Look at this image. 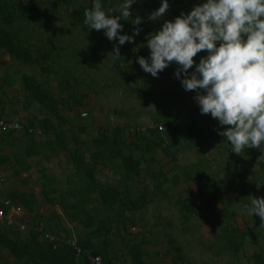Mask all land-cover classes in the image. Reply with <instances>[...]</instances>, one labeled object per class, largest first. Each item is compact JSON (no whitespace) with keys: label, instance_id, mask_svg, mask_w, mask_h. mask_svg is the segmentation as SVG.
<instances>
[{"label":"trees","instance_id":"obj_1","mask_svg":"<svg viewBox=\"0 0 264 264\" xmlns=\"http://www.w3.org/2000/svg\"><path fill=\"white\" fill-rule=\"evenodd\" d=\"M39 1L43 2V0H0V52H6L24 64L34 65L38 61H41L44 63L40 67L41 72L46 73L47 77L50 74L54 75L59 89L67 93L66 98L72 99L70 107L82 106V100L88 96L87 93H76L74 90L69 91L67 89L72 87L71 82L78 85L82 81L75 74V68L76 65H83V60H87L88 49H85L81 53L82 58H76L73 50L70 53H62L60 56L58 54L53 55L52 52L65 42L64 30L60 29V25L59 33L56 32L57 20L61 24L63 23L66 29L78 28L80 26L83 30L82 38L87 42L84 45L88 48L89 45L87 44L92 41L88 35L90 26L84 23V12L85 9L91 8V3H87L85 0H51L60 6L66 7L74 3L76 4V8L70 11L69 17L71 18H67L61 14L51 16L46 13L42 7L44 6L43 8L47 10L49 6L45 2L41 5ZM148 1L149 3L147 4L150 7L156 9L160 7L161 0ZM191 1L168 0V10L175 17L180 16L181 12L186 14L188 8H191ZM102 4L106 10L114 8L113 0H102ZM72 17H74L75 23ZM127 26L129 29L139 27L142 34H149L153 31L145 23L134 26L128 24ZM40 29H45L49 35L43 38L41 36L42 33L39 31ZM29 30L40 33L38 35L40 37L37 40L42 43L41 47H37L38 44L31 42L32 35ZM51 38L54 39V42ZM69 42L72 41L68 39L64 47H68ZM109 42L115 47L119 46L117 40ZM141 43L146 45V37L144 35H142ZM122 46L124 49L126 47L130 49V55L133 58V62L127 63L120 69L123 72L122 74L125 72L128 73L129 69L136 67L135 62L137 61V57H144L146 59L149 57L148 52L141 47L132 48L128 42ZM61 48L63 49L62 46ZM123 48L119 49L122 57L119 61L122 64L128 60L123 55ZM90 49L92 50V47ZM34 51L36 54H34ZM93 56L95 57L94 53L92 58ZM60 57L65 58L71 65L59 64L58 58ZM72 57L75 62L72 61ZM49 60L51 64L47 63ZM56 66L63 67V71L56 70ZM81 68L86 72L85 67L81 66ZM60 73L63 75H60ZM162 73L167 75L169 70L166 68ZM145 74L149 73L145 72ZM129 77L133 79V75ZM175 79L176 85L184 90L180 79ZM116 83L114 81V84ZM22 85L28 101H35L38 104L50 103L52 105L58 102L53 97L50 88H45L43 82L36 79L33 75L24 74L22 76ZM93 90L94 92L97 91L96 89ZM185 92L196 93L195 91ZM201 94L203 93L201 92ZM150 98L154 100L153 93H151ZM165 113L167 115H164ZM165 113L163 114L160 111L158 116L156 115L154 118L149 119L148 122L150 123H130V127H133V129L130 128L133 130L131 135L128 134L130 130L127 127L129 126L125 123L123 125H114L112 128H102L98 132V135L90 140V144L94 146V150L90 153L89 159L87 160L83 158L76 147L78 142H76V135L73 129L71 127L66 129L63 126L67 122L63 116H58L56 113L58 116L56 122L53 121L52 117L44 116L40 119L36 118L29 120L28 123H23L22 132L24 133V137H22V141L24 143V157L37 156L44 160H49L51 156L58 155L59 153L64 152L67 155L68 162L73 166L71 172L69 170L65 174L66 184L68 186L67 190L59 191L57 189V183L59 181L56 182L57 180L54 176H48L45 173V167L42 166L41 177L44 179L41 181V185L43 186L41 192L46 202L52 205L55 203L60 205L63 209V214L69 219L71 224L77 223L82 229L88 230L86 231L88 233H85L83 235L84 237L80 236L81 233L74 236L70 235V229L60 227V222L57 219L58 213L53 210L50 215L55 219L52 218L49 221L47 218L42 217L43 219L41 218L36 224L31 225L25 233L9 229V226L8 228L0 229L4 230V233L0 234V244L8 249L15 257L13 263H9L5 259H0V264H80L76 259L75 246L80 247L82 250L88 249L92 254L101 255L102 264H108L112 261L117 264H124L122 262L119 263L118 260H111L108 256L107 249L110 244L108 238L112 233L119 236L122 242H126V249L129 255L128 264H144L142 257L147 250L143 249L142 246L148 239H142L139 243H130L127 241L130 234L128 233V224L131 220L128 216L129 212L123 210L122 206L128 204L134 210H141L149 200H154L155 203H159V201L170 203L172 195L166 188L169 186L176 187L181 181H192L195 189L187 188L183 193H180L181 195L177 196V199L174 197L172 201L175 205L174 207L181 213L182 219H188L190 212H192L205 218L211 226L218 229L219 233L215 236V245L219 253L223 250L229 252L230 256L235 258L237 252L243 248L248 238L250 241L255 242V232L251 231L248 227L250 222L248 223V220H246L244 221V225L241 226L235 224V210L231 209L224 202L220 194V189L216 187L217 183L220 184L225 179L230 181L231 176H229L230 170L223 171V167H221L223 164L219 165V160H216L218 154L215 151L211 152L210 160H215L217 165L215 164V167H211V164H209L207 171L196 163L191 167L188 165L179 167L177 165L176 156L180 149L177 147L179 141L186 143L189 149H197L199 153L205 150L203 146L207 144L208 140L221 142L220 146L224 150H229L232 155H237L231 151V144L225 137L209 128L210 125L216 124L218 120L196 124L194 121L187 122L185 118L182 119L180 115L183 116V114H180V111L175 110L173 112L171 109H168ZM158 125H161L162 128L159 129ZM28 127H39L43 135H48V138L45 140H35L33 134L27 132ZM77 129L78 133H84L86 131L85 127L80 125ZM219 129L221 131L225 130L221 126ZM12 138H14L13 131H7L6 134H1L2 140H12ZM128 139L129 141H127ZM124 147L127 149L125 150ZM171 147H173L172 153H170ZM158 151L164 152L165 156H170V159L173 160V166L175 167L176 165L178 167V173L169 174L163 170L159 172L153 171L151 173L152 175H149L154 183L153 187L147 185L142 189V193L137 192L135 195L129 184L141 182L140 171L143 169L144 161L147 165L146 167H148L149 163L156 162V154ZM249 151H252L255 156L256 154H264L260 150L257 151L256 148H247L244 153ZM133 152H138V155L135 156ZM5 159L1 158L0 164ZM21 162L22 159L20 160ZM20 163L19 165H21ZM22 164V170L30 168L29 163L22 162ZM257 164L258 168L264 171V160L260 159ZM233 166L236 167V163ZM97 170L106 173L107 177L103 182L97 179ZM219 172H222V176L217 179L216 173ZM211 176L216 177L215 184L210 181L209 177ZM236 178L231 183H233V187L239 188L236 197L240 207L250 204V195L253 198H264V190L258 189L256 182L248 180L244 174L238 175ZM91 194L95 195L91 197ZM7 197L22 204L24 212L26 213L24 218L35 208L33 205L36 204V197L33 193L12 192ZM70 199L73 200V205L70 203ZM196 202L198 205L199 203H202V205L193 207ZM89 203L91 206L87 208L86 205ZM218 203L223 204V207L215 210L214 208ZM202 206L210 211V214L203 213ZM162 219L161 224H165V227L167 225L170 227L173 226L174 223L172 221ZM253 221L256 224L258 219L256 218ZM49 222L53 223L50 224ZM155 222L159 223V219L155 220ZM260 228H262V225L257 226L256 234L260 231ZM44 233L53 234L62 241L71 240L73 244L65 242L59 245L62 242L54 241V243L56 242V247H53L52 243L47 240L45 241ZM98 236H102V238L95 240ZM172 239L170 238L168 240L169 244L173 243ZM259 249L251 253L254 264H264L262 258L264 245L260 246ZM181 250V247L178 249L175 248V252L177 251L176 255H180L178 252ZM80 255L83 254L81 253Z\"/></svg>","mask_w":264,"mask_h":264},{"label":"rangeland","instance_id":"obj_2","mask_svg":"<svg viewBox=\"0 0 264 264\" xmlns=\"http://www.w3.org/2000/svg\"><path fill=\"white\" fill-rule=\"evenodd\" d=\"M85 1H87V3H91V0ZM113 1L114 8L123 3V0ZM186 1L189 2L191 0ZM39 2L41 5H43L45 2V4L49 6L47 10L43 8L44 6L41 7L43 11H46V13L50 14L51 16H54L55 14H61L64 17L71 18L69 17L70 11H73L76 8L75 3L66 7L60 6L51 0H43V2ZM204 2H206V0H192L190 7L193 9V7ZM147 3H149L148 0H137V2L131 6L130 11L132 15L130 19L128 21L123 19L119 21V23L123 25V31L121 35H133V29H129L127 25L129 24L130 26H134L131 23V20L135 19L136 16L142 18L141 23H145L151 27L153 30L151 33L159 31L165 20L174 21L176 18L172 12L167 10L166 14L162 18L158 19L157 21H149L147 17L153 11H155L156 8L150 7ZM191 8H188L187 13L192 10ZM111 15L115 16L119 15V13L113 12ZM72 19L75 23L74 17H72ZM59 25L60 29L64 30L65 42L61 44L63 49L60 46L53 50V55L58 54L60 56L62 53H70L73 50L76 58H82L81 53L85 49H88L87 60H83V65L85 66L76 65L75 68V74L79 76L82 81L78 85H75L73 82H71L72 87L67 89L69 91L74 90L76 93H87L88 96L82 100V106L70 107L72 99L70 100L66 98L67 93L62 92L59 89L54 75L50 74L49 77H47L46 73L41 72L40 67L44 63L38 61L34 65H31L32 67L24 66V68H26L28 71H31L36 79L42 81L45 88H50L53 93V97L57 99L58 102L54 105L50 103L38 104L37 102H33V106L30 108L31 110L36 111L40 117H52L54 122L57 121L59 115L63 116L67 120L63 126L66 127V129H69L70 127L73 129V132L76 135V142H78L76 147L84 159H89L90 153L94 150V146L90 144V140L93 137H96L98 132L105 127L112 128L114 125H123V123H125L128 124L129 127L127 128L130 130L128 134L131 135V133H133V127H130V123H150L148 122L150 118H154L156 115L158 116L160 111H162L164 114L166 111H168V109H171L173 112H175V110L180 111V114L182 113L183 116L180 114L179 115L182 119L185 118L187 122L194 121L196 124H198L201 122L204 123L207 121L216 120L212 118L211 115L200 113L199 105L194 99L197 93L185 92L176 85V76L174 73L178 66L175 63L170 64L169 67H167L169 70L167 75H164L162 72H159L157 77H153L151 74H145L137 61L135 62V68H131L129 69L128 73L125 72L122 74L123 72H121L120 69H122L127 63L133 62L129 48L126 47L124 49L121 45L117 46L119 49L123 48V55L128 58V60L122 64L121 61L116 60V58L112 55L114 46L109 42L106 35L104 34V31L90 29L88 35L92 42L87 44L89 45L87 48V46L84 45V43L87 42L82 38L83 30L80 26H78V28L66 29L65 25L63 23L61 24V22L57 20V33H59ZM39 31L42 33L41 36L43 38H46V36L49 35L45 29H40ZM29 32H31L32 35L31 42L38 44L37 47H41L42 43L37 40L38 37H40L38 36L40 33L33 30H29ZM142 35L147 37L148 34H142L140 32L138 35L134 36L133 42L129 43V45H131L132 48L141 47L143 50L147 51L148 54H150V50L147 48V46L141 43ZM68 39L72 42H69L68 47H64ZM51 40L54 42V39L51 38ZM91 47L92 50L90 49ZM93 53L95 57L93 56L92 58ZM34 54H36L35 51ZM1 55L2 53H0V58ZM6 55L7 53L5 52V56ZM206 55L207 53L202 51L194 57V60L198 64L200 58ZM71 59L73 62H75L73 57ZM9 60L10 58L5 57L6 62ZM47 63L51 64V61L49 60ZM58 63L61 65H71L70 62H67L65 58L62 57L58 58ZM81 66L86 68V72L81 68ZM7 69L6 71H8ZM55 69L60 72L63 71V67L56 66ZM192 71H194V68L189 69V72ZM60 75L63 74L60 73ZM131 75H133V79L129 77ZM114 81L117 83L114 84ZM17 84L18 81L16 80L14 85L11 86L14 87L12 93L20 94V91L22 90V95L24 97L23 88L21 86L18 87ZM11 87H9L8 90H10ZM93 89H96L97 91L94 92ZM151 93L154 95V100L150 98ZM83 111L86 112V114L82 116L81 113ZM164 115H167V113ZM21 123L23 124V122ZM79 125L85 127L86 131L84 133H78L77 128ZM127 141H129V139ZM179 142L177 147L180 149L176 156L177 165L179 167L184 165L191 167L196 163L207 171L209 164H211V167H215L217 165L215 160H210L211 152L215 151V153L218 154L216 160H219V165L223 164V166H221L223 167V171L230 170L229 176H231V178L230 181L225 179L220 184L217 183L216 187L220 189V194L224 202L229 207H231V209L235 210V224L241 226L244 225V221L246 220H248V223L250 222L248 227L251 231L255 232V242L250 241L248 238L243 248L240 249L237 252L236 257L233 258L230 256L229 252L223 250L220 253L218 252L219 250L215 245V236L219 232L216 227L210 225L208 220L192 212H190L188 219H182L181 213L177 211L172 201L174 200V197L177 199V196L181 195L180 193H183L185 190H187V188L195 189L192 188L194 187V183L192 181H182V183L179 182L178 186L176 187L169 186L166 188L172 195L171 202L167 203L166 201H161L158 206H154L155 203L147 206L145 210L147 212H143L138 215L141 217V220H139L137 222L138 224L134 226V229L132 230V232L134 231V235L128 236L127 241L130 243H139L142 239H148L147 242H144L142 247L149 252L145 255V259L147 262L150 261L151 264H254L251 253L260 250L259 247L264 245V225H262V228H260V231L256 234L257 226L259 227L261 225L260 218L255 214H253L252 217L249 216L247 212L243 210L244 207H240L236 197L239 188H236L235 186L233 187V183H231V181L233 179H237L236 177L238 175L244 174L248 180L257 183L258 189L264 190V171L260 170L257 164L260 159L264 160V154H256L255 156L252 151H249L241 153V155H232L229 150L226 151L222 148V146H220L221 142L219 143L210 140H208L207 144L203 146V149L205 150L199 153L197 149H189L186 143L182 141ZM173 147L170 148V153H172ZM124 149L126 150L127 148L124 147ZM257 151H259V149H257ZM133 153L135 156L138 155V152ZM67 160V155L63 152L59 153L55 158L46 161L45 163L43 162L42 165L46 167L45 172L48 176H54L55 179H57L67 174L69 170L71 172L73 169V166L70 162L65 163ZM234 163H236V167L233 166ZM65 165L66 167L64 168L63 166ZM146 166L147 165L144 161L143 169L140 171L141 183L139 184V182H134L129 184L135 195L137 192L142 193V189L147 185L153 187L154 183L149 177V175H152L151 173L153 171L159 172L160 170H163L169 174H174L176 172L178 173V167L176 165L175 167L173 166V160L170 159V156H165L164 152L161 151H158L156 154V162L149 163L148 167ZM37 167L38 166H36V168ZM63 168L64 172L62 171ZM33 169L27 174H21L19 177L22 178L19 179L17 177L16 182L13 181L15 179L12 172L4 174V179H0V190L3 193L0 195V200L2 201L3 199L7 198V196H9L12 192L16 190L18 191V187L20 188V186L26 187V189L33 187L35 191L38 189L42 190L43 186L41 185V181H43L44 178L41 177L39 170L34 171ZM221 173L222 172L216 173L217 179L218 177L222 176ZM96 174L98 176L101 174L99 177L101 178L100 180H104L107 177V175L103 172L101 173L100 170H97ZM209 178L213 184L216 183L215 176H211ZM58 180L56 182H58ZM13 182H15V186L12 188ZM250 196L252 197V195ZM199 205H202V203ZM33 206L37 207V209L33 208V210L29 212V214H32L33 218L31 215H26L24 218L27 227L29 225H34L33 223H37V221L41 220L42 217H46L50 221L51 218L49 219V217H51L50 214L52 209L56 210V206H52L51 203L48 204L46 202L43 194L38 195L36 204ZM153 207L158 209V211L154 210L149 212V210ZM222 207L223 204L218 203L214 209L218 210ZM56 212L58 211L56 210ZM202 212L209 213L210 211L202 206ZM156 214L166 218L168 221H172V223H174L173 226L165 227V224L162 225V218L159 219V224L156 223L155 220H158L155 218ZM152 215L155 220H153L154 218ZM128 216L130 217L129 219H132L131 217H133V213L129 212ZM256 218L258 219V222L255 224L253 220ZM163 230L168 232L167 236L159 237L155 235L161 234ZM139 231L142 233H139ZM150 232L152 233L151 238ZM114 236L117 235L112 233L111 237L113 238L110 247H114L115 249L118 248L116 253L123 251L122 254L127 255L125 260H129L126 244L124 245V243H120L118 241L117 243L112 244L114 241ZM171 237L174 238L175 243L169 244L168 240ZM149 240L150 243L148 245ZM179 247H181L182 250L178 252L180 255H176L177 251L175 252V248L178 249ZM262 258L264 260V252L262 253ZM118 262L121 263L120 261Z\"/></svg>","mask_w":264,"mask_h":264},{"label":"clouds","instance_id":"obj_3","mask_svg":"<svg viewBox=\"0 0 264 264\" xmlns=\"http://www.w3.org/2000/svg\"><path fill=\"white\" fill-rule=\"evenodd\" d=\"M136 2L123 0L106 10L102 0H91L84 23L103 30L109 41L117 40L121 46L132 43L141 29L121 35L119 21L130 19ZM168 9V0H161L147 19L157 21ZM141 22L139 16L131 20L133 25ZM146 46L149 57H137L143 71L157 77L175 63L174 75L185 91L197 93L200 113L210 114L225 129L219 135L231 144L233 153L241 155L247 148L264 152V0H206L174 21L165 20L159 31L147 35ZM202 51L207 55L197 64L194 57ZM112 55L122 59L119 47L114 46ZM243 210L264 225V198L250 196Z\"/></svg>","mask_w":264,"mask_h":264},{"label":"crops","instance_id":"obj_4","mask_svg":"<svg viewBox=\"0 0 264 264\" xmlns=\"http://www.w3.org/2000/svg\"><path fill=\"white\" fill-rule=\"evenodd\" d=\"M0 53H2L1 58H0V116H3L5 118H7V119H13V120H18L19 119L23 123H28L29 120H32V119H36V118L40 119V118H42V117H40L37 114L36 111L31 110L30 107L33 106L32 103L35 102V101H32V102L28 101V98L25 97V93H24V97H23L22 90L20 91V94L12 93L14 87H11V86L14 85L16 80L18 81V84H17L18 87L21 86L23 88L22 76L24 74L33 75V73L31 71H28L26 68H24V66L25 67H32V66L29 65V64H24V63L19 62L17 59L13 58L8 53H7L6 56H5V52L1 51ZM5 57L10 58V60L8 62H6L5 61ZM6 69L8 71H6ZM9 87H11L10 90H8ZM23 92H24V89H23ZM37 128L40 130V133H37L35 135L33 134V137L35 138V140H39V139L40 140H45V139H47L48 135H46V134L43 135L42 130L39 127H37ZM6 132L7 131L0 130V159L1 158H6L0 164V179H4V174H6V173L8 174V173L12 172V174H14L13 177L15 179L13 181L16 182L17 177L19 179L22 178V177H19V176H21V174H27L33 168H35V169H33L34 171L35 170L36 171L39 170V172L41 173L42 166L45 167L44 165H42V163L43 162L45 163L46 161H49V160H51V159H53V158H55L57 156V155L51 156L49 158V160H44V159L39 158L37 156L24 157V150H23L24 143L22 141V139H23L22 137H24L23 136L24 133L22 131L14 132V138H12V140H2L1 139V134H6ZM21 159H22V162H26V163L30 164V168L29 169H27V170H22L21 169L22 168L21 165H23L22 162L20 163ZM68 161L69 160H67L65 163H67ZM19 163L21 165H19ZM36 166H38V167L36 168ZM63 167L65 168L66 165L63 166ZM64 168L62 169L63 172H64ZM18 174H20V175H18ZM100 175L101 174H99V176H98L96 174V177H97V179L99 181L103 182L105 179L104 180H100L101 179V178H99ZM56 180L59 181V183L57 184V189L59 191L60 190H64V191L67 190L68 186L66 184L65 175L61 176L60 178H57ZM15 182L12 183V188L15 186ZM183 182H185V181H183ZM181 183H182V181H181ZM192 188H194V187H192ZM14 192L33 193L35 195V197H36V200L38 199V195L39 194L42 195L41 189H38L37 191H35V189L33 187H29V188L26 189V187H21L20 186V188L18 187V191L16 190ZM2 194L3 193L0 190V195H2ZM94 195L95 194H93V195L91 194V197H93ZM70 203L72 205L74 204L72 199H70ZM152 203H155V201L154 200H149L147 202V204L141 210H139V209L138 210H134L128 204L122 206L123 210L133 213V217H131L132 219H130L131 221H129L130 223L128 224V233H130L129 236L130 235H134L133 234L134 231L132 232V230L134 229V226L138 224L137 222L139 220H141V217H139L138 215L143 213V212H147V211H145L147 206H149ZM160 203H161V201H159V203L156 202L154 204V206H158V204H160ZM196 203L193 205V207H198L199 206L198 203L197 204ZM0 204H1V200H0ZM52 206H56V210L58 211L57 212L58 213L57 219L60 222V227L61 228H64V227L68 228V230L70 229V235L74 236V235H76L78 233H81L80 236H83L85 233L86 234L88 233V232H86L88 230L82 229L77 223L71 224L69 219L63 214V209L60 207V205L58 203H55ZM90 206H91L90 203L86 205L87 208H89ZM35 208L37 209V207H35ZM154 210L158 211V209L153 207V208H151L149 210V212H152ZM197 210H198V208H197ZM52 211H53V209H52ZM29 215H31V217H32V214H29ZM152 217H153V215H152ZM160 217L161 216L158 215V214L155 215V218H157V219H160ZM50 218L51 219L52 218L55 219L54 217H49V219ZM161 218H164V217H161ZM164 219H166V218H164ZM23 221H24V223L26 225L25 220H23ZM52 223L53 222H50V224H52ZM33 224H36V223H33ZM30 226L31 225H29L28 227L26 226L25 231H18L16 227H11V226H9V229L17 230L20 233H25V232L28 231ZM5 227L8 228V225L0 224V229H3ZM89 231H90V229H89ZM140 232L141 231H139V233ZM2 233H4V230H0V234H2ZM48 234H50V233H48ZM51 235H53V234H51ZM111 235L112 234H110V236L108 238L109 243H110L109 246H108V249H107V251L109 253L108 256L111 258V260H118V261H120V262H122L124 264H128L129 260H127V261L125 260L127 258V255H123L122 254L123 251H121L119 253H116V251H118L117 250L118 248L115 249L114 247H112V248L110 247L111 246V242H112V238H113V237H111ZM155 235L159 236V237H164V236L168 235V232L163 230L161 232V234H155ZM151 236H152V233L150 232V238H151ZM100 238H102V236L96 237L95 240H99ZM171 238H173V237H171ZM155 239H158V238H155ZM46 240L48 242L52 243L53 247H56V242L54 243L53 240H50V239L48 240V239L45 238V241ZM117 241L120 242V243H124V245L126 244V242H122L121 241L119 236H114V241H113L112 244L117 243ZM172 241H173V243H175L174 238L172 239ZM0 242H1V238H0ZM60 242H62V243H60L59 245H62V244L65 243V241H60ZM149 243H150V240L148 242V245H149ZM148 253L149 252L146 251V253L142 257V262H144V264H151L150 261L147 262L146 259H145V255L148 254ZM82 256L83 255H76V259L78 260L79 263H86L84 261V259L82 258ZM0 259H5L9 263H13L15 261V257L13 256V254H11L9 252V250L4 248L1 244H0Z\"/></svg>","mask_w":264,"mask_h":264},{"label":"built area","instance_id":"obj_5","mask_svg":"<svg viewBox=\"0 0 264 264\" xmlns=\"http://www.w3.org/2000/svg\"><path fill=\"white\" fill-rule=\"evenodd\" d=\"M86 112H82L81 115H85ZM159 129L162 128L161 125H158ZM220 124L217 121L216 124L210 125V129L213 131H217L218 133L221 132L219 129ZM0 130L2 131H13V132H20L23 130V124L18 120L7 119L3 116H0ZM28 133L37 134L40 133V130L35 128L28 127ZM26 213L24 212V208L21 203L12 200L11 198L7 197L1 201L0 204V224H5L11 227H16L18 231H24L26 229V225L23 221V217ZM44 238L50 239L53 241H62L61 239L56 238L54 235L44 233ZM66 243H72L71 240H64ZM76 254L80 255L83 254L82 258L86 263L80 264H102V257L99 254H92L88 249H81L78 246H75ZM108 264H117L116 262H110Z\"/></svg>","mask_w":264,"mask_h":264}]
</instances>
